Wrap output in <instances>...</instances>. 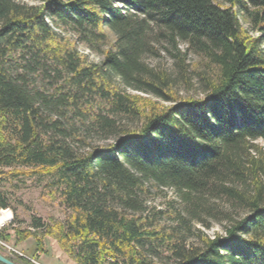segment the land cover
<instances>
[{
  "label": "trees",
  "instance_id": "obj_1",
  "mask_svg": "<svg viewBox=\"0 0 264 264\" xmlns=\"http://www.w3.org/2000/svg\"><path fill=\"white\" fill-rule=\"evenodd\" d=\"M258 139L264 0H0V208L2 181L51 177L76 264H264Z\"/></svg>",
  "mask_w": 264,
  "mask_h": 264
},
{
  "label": "rangeland",
  "instance_id": "obj_2",
  "mask_svg": "<svg viewBox=\"0 0 264 264\" xmlns=\"http://www.w3.org/2000/svg\"><path fill=\"white\" fill-rule=\"evenodd\" d=\"M19 1L29 4L40 3V0ZM243 24L249 28L248 23L243 22ZM65 34L77 40L79 51L87 54L90 61L100 62L102 60V56L78 40L75 34L71 32ZM251 34L255 35V32ZM147 61L153 65L162 66H168L169 63L165 55L162 58H147ZM180 93L183 96H203L195 85L192 88L182 87ZM164 103L171 104L170 102ZM91 142L95 143L93 140ZM257 143L264 147V140L258 139ZM1 188L8 196L10 206L0 208V249L19 256L30 257L34 264H76L71 255L62 249L54 235L57 232L56 228L72 212L64 205L59 188L53 184L52 178L44 174L32 177L21 175L2 181ZM165 191L166 194H163L158 188L153 187L147 204L153 208H162L167 199L175 197L173 190L166 189ZM38 218L44 225L39 229L34 225V220ZM223 226L221 223H213L210 229L203 228V230L208 235L214 236L217 233L224 234ZM50 230L53 232L48 233Z\"/></svg>",
  "mask_w": 264,
  "mask_h": 264
},
{
  "label": "flooded vegetation",
  "instance_id": "obj_3",
  "mask_svg": "<svg viewBox=\"0 0 264 264\" xmlns=\"http://www.w3.org/2000/svg\"><path fill=\"white\" fill-rule=\"evenodd\" d=\"M0 254L8 261H10L12 264H34L33 263L34 261L30 257H26L25 255L19 256L13 253H8L3 249H0ZM0 264H9V263L0 260Z\"/></svg>",
  "mask_w": 264,
  "mask_h": 264
},
{
  "label": "water",
  "instance_id": "obj_4",
  "mask_svg": "<svg viewBox=\"0 0 264 264\" xmlns=\"http://www.w3.org/2000/svg\"><path fill=\"white\" fill-rule=\"evenodd\" d=\"M0 260L7 262L9 264H12L10 261H8L6 258H4L1 254H0Z\"/></svg>",
  "mask_w": 264,
  "mask_h": 264
}]
</instances>
